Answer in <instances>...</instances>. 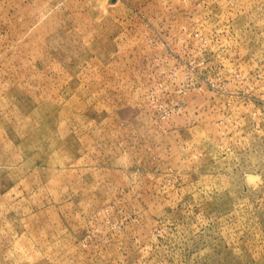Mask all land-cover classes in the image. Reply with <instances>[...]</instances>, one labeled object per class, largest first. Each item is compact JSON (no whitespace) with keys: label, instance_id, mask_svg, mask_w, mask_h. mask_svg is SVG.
<instances>
[{"label":"rangeland","instance_id":"374dc122","mask_svg":"<svg viewBox=\"0 0 264 264\" xmlns=\"http://www.w3.org/2000/svg\"><path fill=\"white\" fill-rule=\"evenodd\" d=\"M0 264H264V0H0Z\"/></svg>","mask_w":264,"mask_h":264}]
</instances>
